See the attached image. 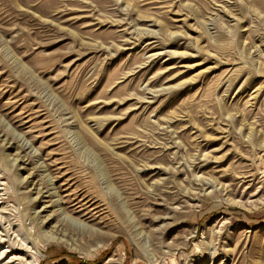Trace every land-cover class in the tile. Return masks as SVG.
<instances>
[{"label": "rangeland", "instance_id": "obj_1", "mask_svg": "<svg viewBox=\"0 0 264 264\" xmlns=\"http://www.w3.org/2000/svg\"><path fill=\"white\" fill-rule=\"evenodd\" d=\"M0 264H264V0H0Z\"/></svg>", "mask_w": 264, "mask_h": 264}]
</instances>
